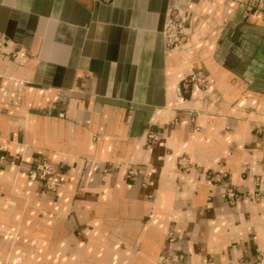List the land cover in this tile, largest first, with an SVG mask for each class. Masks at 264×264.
Instances as JSON below:
<instances>
[{
    "label": "crops",
    "instance_id": "0c3cea01",
    "mask_svg": "<svg viewBox=\"0 0 264 264\" xmlns=\"http://www.w3.org/2000/svg\"><path fill=\"white\" fill-rule=\"evenodd\" d=\"M1 156L0 264H256L264 0H0Z\"/></svg>",
    "mask_w": 264,
    "mask_h": 264
},
{
    "label": "built area",
    "instance_id": "2783aa9c",
    "mask_svg": "<svg viewBox=\"0 0 264 264\" xmlns=\"http://www.w3.org/2000/svg\"><path fill=\"white\" fill-rule=\"evenodd\" d=\"M165 37L166 45L170 49H175L184 46L188 40V31L186 29L184 17L181 15L178 9H173L170 13V16L167 20L165 26ZM190 83H196L198 85H205L206 77L203 73H194L190 75L188 79L184 80V85L187 86ZM149 139L155 140L157 135L153 132L149 133ZM4 160V156L0 157V161ZM54 172L53 166L47 161H43L38 164V167L31 172L33 178L40 177L45 178L47 175H50ZM132 174L136 175L137 172L133 169L130 171ZM223 177L218 178L217 181H221ZM224 196L228 198L231 203H234L238 198V192L233 186L227 185L225 188ZM171 239H174L171 236ZM264 259H259L256 264H260Z\"/></svg>",
    "mask_w": 264,
    "mask_h": 264
},
{
    "label": "water",
    "instance_id": "95a60500",
    "mask_svg": "<svg viewBox=\"0 0 264 264\" xmlns=\"http://www.w3.org/2000/svg\"><path fill=\"white\" fill-rule=\"evenodd\" d=\"M260 264H264V261L262 263H260Z\"/></svg>",
    "mask_w": 264,
    "mask_h": 264
}]
</instances>
